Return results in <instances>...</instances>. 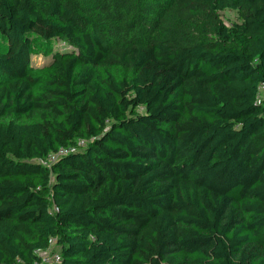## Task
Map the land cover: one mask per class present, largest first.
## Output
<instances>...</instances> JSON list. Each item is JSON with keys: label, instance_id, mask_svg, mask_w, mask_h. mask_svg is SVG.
I'll use <instances>...</instances> for the list:
<instances>
[{"label": "trees", "instance_id": "1", "mask_svg": "<svg viewBox=\"0 0 264 264\" xmlns=\"http://www.w3.org/2000/svg\"><path fill=\"white\" fill-rule=\"evenodd\" d=\"M261 86L264 0H0V264H264Z\"/></svg>", "mask_w": 264, "mask_h": 264}, {"label": "rangeland", "instance_id": "2", "mask_svg": "<svg viewBox=\"0 0 264 264\" xmlns=\"http://www.w3.org/2000/svg\"><path fill=\"white\" fill-rule=\"evenodd\" d=\"M220 17L221 19L224 21V23L226 24H229L233 21H237L238 20V13L236 11H233V10H223L220 12ZM34 46H35V49H36V53L37 55L33 56L32 57V60L35 62L36 64V61L37 63H41L43 62L44 60H47V58H43L41 53H42V49L45 47L38 39L35 40L34 42ZM60 44L54 40L53 42V49H59L60 48ZM61 50H64V48H61ZM261 97H264V90H261ZM52 250H59V247L56 246V245H53L52 246Z\"/></svg>", "mask_w": 264, "mask_h": 264}, {"label": "built area", "instance_id": "3", "mask_svg": "<svg viewBox=\"0 0 264 264\" xmlns=\"http://www.w3.org/2000/svg\"><path fill=\"white\" fill-rule=\"evenodd\" d=\"M261 90H263L262 86L260 88V91ZM261 98H264V97H261V92H259V95H258L259 101ZM51 158H53V156ZM48 243H49V246L47 249L37 250L40 256V259H41L39 264H58L61 260L60 254L58 251H52V246L54 245L55 240L53 238H49Z\"/></svg>", "mask_w": 264, "mask_h": 264}]
</instances>
